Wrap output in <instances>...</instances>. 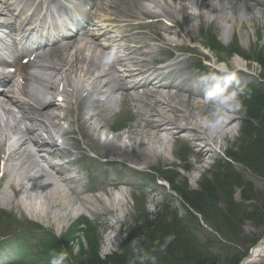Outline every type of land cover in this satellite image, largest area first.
Returning <instances> with one entry per match:
<instances>
[{
    "label": "rangeland",
    "instance_id": "rangeland-1",
    "mask_svg": "<svg viewBox=\"0 0 264 264\" xmlns=\"http://www.w3.org/2000/svg\"><path fill=\"white\" fill-rule=\"evenodd\" d=\"M170 1L173 0H169V2ZM190 1V9L196 7L192 0ZM129 2L126 0L128 5ZM120 4L122 3L120 2ZM211 5L215 4L208 5L205 3L202 5L206 7V9H204L205 12L206 10L210 11ZM157 7L155 2H151L148 8L154 10ZM130 8L132 9L131 3ZM185 8L186 5L184 4L180 6V9L183 10L184 13ZM261 9L262 11L256 13L255 10L257 9L248 7L246 11H241L245 17H240L239 10L229 11L227 16L224 15L226 11L222 10L220 12V17H215L216 13L214 11H211L210 14L206 13L196 16L189 14L187 18H183L181 15L177 14L174 18L182 29V36L178 35L177 27L167 28L164 27L166 26L164 24L162 28H158V31L164 33L168 40H181L189 47L197 45L198 51L208 55L205 56L200 52L199 54L195 51V53H192L189 49L186 50V53L183 55L187 57L185 61H189V67L192 65L191 63L196 64L193 59L198 58L197 60H201L202 56L207 57L212 64V51H208L207 48H203L200 44L205 43V33L213 32L217 34L223 46H226L229 41L230 44L232 43V45L238 49L241 57H246L247 59L246 61L243 60L248 68L247 71L251 74H246L238 70L234 73L235 81L245 82L251 80L252 82L258 79L264 81V10L263 8ZM116 14H121V12L116 9ZM224 25L229 28V32L226 33L227 35L221 33L222 29H225ZM136 36L137 40L140 38L144 40L142 35L136 34ZM86 53H88L87 56L89 59L95 57L93 53H90V50L88 52L86 51ZM158 53L160 54L159 56H163L162 51ZM78 56L83 57L82 53H78ZM223 56L226 66L230 70H235L236 67L232 63V59L236 56L233 57L231 54L227 55L225 52ZM180 69H182L181 66ZM210 69L213 68L210 67ZM184 73L193 72L187 70L186 72L184 71ZM191 78H194V76H191ZM217 78L219 77L217 76ZM202 81V85L199 87L202 90L203 96H198V94L188 91L178 90L175 92L169 90V94L171 95L163 98V100L174 105L173 108L171 106L169 107L170 110L179 111V115L177 116L178 120L195 123L198 132L195 133L194 137L191 136L193 134L191 131L183 133L182 136L180 134V140L170 142V144H167L168 148H165L163 147L165 144L164 140L156 134H151L147 127L144 128L143 126H139L138 128H134L132 126V129L128 127V130L126 128L124 132L110 133L109 138H113L112 142L125 149L124 156L114 157L112 160H121V162L124 161L125 164L118 162H113L112 164H106L104 162V164H102L100 162L97 164L95 159L92 160L89 164V166L92 167L91 173L97 174L95 175L96 181L92 183L91 187L96 189L102 181L106 180L115 183V185L109 184L105 187L102 185L103 188H97L101 190L76 198L64 194L60 199H62L61 201H63V203L65 202L70 206L69 213L55 206L57 204L53 205V192L51 191L42 190L40 188L37 190L32 188V190L30 188L21 192L16 198L9 188H4V186L0 187V202H2L0 203V207L4 208L3 210L7 212L11 211L9 214L13 216L8 218V215H5V213L0 214V237L7 236L9 233H12V230L16 229H18L16 233L23 235L21 232L25 231L19 228H23L24 224L30 221L22 220L27 219L26 217L28 216L41 219L45 223L44 229H50L58 235H64L66 232L68 233L71 223L81 216H86L91 219V222H83L84 224L80 225H85L86 227H82H84V229L86 228V230H84V233L81 232L77 234L78 237L73 240L71 250L75 260L79 264H89V261L92 259L99 258L102 260L105 256L113 253H122L126 246L127 237H134L133 234L140 235L139 237L141 238L144 237V233H139L138 229L143 227V230H145V232L147 231L146 233L148 234V232L152 230V224L159 223L160 220H157L158 217L164 216L162 217V222L170 221L174 213H176L178 217H184L186 215V204L177 192L172 189L171 184L162 180L161 174H163L164 171L173 170L174 173L171 171L172 173L170 174L175 176L173 182L175 186H182L183 183L186 182L189 189L197 190L204 180L212 181L216 174L220 171L223 172L221 169L223 164L228 160L230 161V159H226V157H228V155H239L242 148L240 147L242 141L249 140L248 135L242 133L244 117L241 111L245 107L244 102H250L253 100L252 97H255L252 96L251 91L243 95V97L241 96L240 99L230 96L228 88L224 90H222L223 88L221 89V80L217 82L218 85L217 83H215V85L211 84L212 81H215L213 72L209 73L207 78L202 79ZM210 85L212 86L210 87ZM213 91L214 94H211ZM244 91L245 90H243V92ZM230 93L234 95L233 90H231ZM154 106L157 107L155 104ZM221 108H223V110ZM138 109L143 111L145 115L152 113V107L149 108L146 104L138 105ZM260 111L264 112V105L261 107ZM175 113L176 111L171 112V115ZM219 115H226L231 118L230 123H228V119L224 120V122H219ZM218 132L224 134L221 136V134L218 135ZM189 136L194 139L197 137L200 139L189 141L186 139ZM199 149H202L206 153L203 158H200L196 154V151H199ZM132 157H136L140 160L136 163H131L133 160L131 159ZM16 162L17 160L14 158L12 164L17 167H15L17 170L25 166L24 163L20 164L21 162ZM149 162L150 164L146 165ZM230 164L231 171L227 172V174L230 177L232 176V179H229V181L238 178L237 180L244 182L246 185L245 188H247L248 185L252 187L251 193L249 192L250 199L243 201L240 197V189L238 187L234 188L232 201L237 207H234L233 210V233L232 231H227L231 238L226 240L222 239V237L205 224L202 219L198 218L197 222L192 219L188 222L189 226L193 225L195 228L192 232L195 234L196 238L200 239L203 244L204 242L208 243L215 252L217 257L214 264H232L247 252V248L253 243L252 238L264 237V224L262 226L256 225L254 220L243 221L244 223L241 224L244 232L243 235L239 230V224L236 223V221H238L237 218L241 217L243 214L252 213L251 210L254 208L250 206L252 202L263 201L261 203L264 204V177L253 173L241 163L231 161ZM137 168L143 169V171H138L136 170ZM50 174L49 172V175ZM40 175L41 172L38 171L36 176L39 177ZM157 178L164 182V185H159L156 180ZM43 182L45 183V181ZM129 182L131 183L128 185ZM65 188H68V186L65 185ZM115 190H118V194H116ZM9 200H13V203L10 204L11 202ZM236 201H242L241 203L243 204L239 206ZM19 202H21L23 206L26 203L32 204L30 205L32 208L20 209V207L16 205L19 204ZM4 203H6V205ZM219 204L221 208L226 206L224 200H220ZM39 208H43L48 216H40L39 214L43 215L44 213L38 214V211H40ZM37 209L39 210L37 211ZM221 213L223 215H230L229 212ZM71 235L72 234L68 235V237ZM186 235L188 238L192 237L190 233ZM37 241L38 239H33L32 245L34 246ZM5 250L6 249H4V252ZM1 254H3V252H1ZM163 255L164 252L163 250H159L158 244L148 246V250L143 254L145 262H143V264H178L172 261L173 257L171 255L166 258H163ZM182 262H180V264H192L184 261Z\"/></svg>",
    "mask_w": 264,
    "mask_h": 264
},
{
    "label": "bare ground",
    "instance_id": "bare-ground-1",
    "mask_svg": "<svg viewBox=\"0 0 264 264\" xmlns=\"http://www.w3.org/2000/svg\"><path fill=\"white\" fill-rule=\"evenodd\" d=\"M132 1L133 4L135 5V6L132 5L133 9L146 10L145 6H138L136 5L135 0ZM152 1L159 2V0H149L148 2H152ZM162 1L165 2L166 0H162ZM192 2L194 3V0H192ZM113 3L114 1H111V4ZM190 4L191 1L189 0V8L188 5L186 4L187 11L190 9ZM194 5L197 7L196 3H194ZM180 6H182V4ZM196 7H192L191 10H194ZM129 13L130 15L128 17L136 18L137 14L135 11L130 10ZM187 15L188 14L185 13L183 15V18H187ZM119 17L120 18L122 17V19L113 17L114 21H116L115 30L121 38L126 40L127 34L126 36L123 35L125 31L135 30L139 27V25H135L131 23L127 24V20L125 18L126 16L124 15H120ZM226 29L227 30H225V34L229 32V28ZM156 33L159 38L164 40L165 44L174 45V46L178 44L173 39L168 40V38L162 32L158 31V29L156 30ZM63 49L64 50L70 49V50H66V52L64 53H59V55L56 54L52 60L50 61L47 60L45 66L41 67L39 71H36L34 73L33 79L36 85L30 88V92L28 94L29 98L37 105V108H34V110L36 111L37 116H39V125L45 132H49L51 129L58 134L64 133L63 129L59 125V119H60L59 110L63 109V105L62 103H60L59 105L55 104L54 92L58 90V84L62 80H65L67 86H70L71 82L69 81V78H71V75L73 73H75L78 77L79 86L77 87L75 93L73 94L71 100L69 101L73 103V105L75 106L77 122L79 124L78 129L81 133L82 141L84 145L83 147H81V144H78V146L81 147L85 151V153L86 151L93 152L95 154L94 159L96 160L97 163L104 162L106 164H111L113 162L112 158L121 157L124 156L125 154V149L122 146L120 145L118 146V144H114V142H112L113 138L105 139L104 141H102L95 135L96 130L100 126L99 124L100 121L106 120L110 118L113 114H115L116 108H118L122 103L124 104L123 107L126 111L127 109H131L132 107H136L137 103H145L148 105L149 108L152 107V113H149L147 115H144L143 113L135 110L134 114L132 115L134 122L129 123L128 127L131 129L132 126L134 128H138L139 126H143L144 128L147 127L148 131L151 134H156L160 136L162 140H164L165 144L163 147L165 148H168L167 144H170V142L180 140L181 139L180 134L182 136L183 133L191 131L193 133L191 136L194 137L195 133L198 132V128L195 127V123L178 120L177 116L179 115L178 114L179 111L173 109L170 110L169 107L171 106L173 108L174 105H171L167 101L163 100V98H165L166 96L171 95L169 94V90L181 89V87L177 86L176 83H174V80H171L168 83H162L161 79L155 78L152 80L148 78L147 81L149 83H147L146 84L147 86L146 85L145 86L148 88V86L151 85L152 89L150 91L145 92V95L148 97V101H147L145 99L146 96H144V98L142 97L138 98L135 88L133 89L134 95H132V92L128 93L127 91L124 92L121 91L120 90L121 87L119 85L118 88H116V85L114 84L115 77L110 76L109 73L113 71L114 66L108 64L106 61L103 60V58L99 59L102 55L101 52L90 50V53L91 54L93 53L95 57L93 59H89L87 56L88 53H86V51L87 52L89 51L87 45L77 44L75 46H72V43H69L65 45ZM78 53H82L83 57L78 56ZM138 57L139 56L133 57V61H136ZM143 63L144 61L141 60V64ZM232 63L234 64V66L238 68L246 69V64L244 60L241 59L238 55L232 59ZM220 67L222 69L228 70V67L226 66L225 63L220 64ZM128 71L131 72V70ZM133 74L134 73H131L130 75L132 76ZM116 79L118 81H123V79L118 75H116ZM114 90L117 91L118 96L114 95L113 93V95H111V97H109L108 99L105 98L102 101H99L101 97L105 96L111 91L115 92ZM69 101L68 99L65 98L63 100V102L65 103H69ZM85 101L92 103L93 109L89 113L83 110ZM154 104L157 105V107H155ZM221 109L223 110V108ZM175 111L176 113L171 115V112H175ZM227 116L221 115L219 117V122L221 121L224 122V120L228 119L229 120L228 123H230L231 118ZM29 122H30L29 123L30 127L27 130V136L23 138L21 141H19L17 144L11 143L6 147L4 146L3 142L0 140V154L5 153L7 148H8L7 150H10L8 151L10 153L3 155L4 181L0 184V187L4 186V188L11 189L14 196H16L17 193L19 195V192H21L23 183L20 176L22 175V173L18 172L20 175L19 176L20 179L14 178L17 176L16 175L17 167L12 164V162H14V158L15 160H17L16 163H20V162H21L20 164L24 163L26 167L25 169L26 171L34 168L35 166H39L40 170L44 174L45 181L47 180L45 182L46 185L44 189L53 192L52 194L53 205L57 204L55 206H58L62 211L69 213L70 206H68L65 202L63 203V201H61L62 199L60 198L64 196V194L70 195L75 198L78 196H82L81 194L82 188H80L81 183L78 182L73 186H69L67 192H64L65 190L61 188V185H66L72 182V177L77 178L78 174H74V176L69 174L70 173L69 162H63L60 163V165H57L54 162L53 163L51 162L53 159L56 158L55 155L51 154L50 156L51 161H49L44 159L36 151L35 146H40V145L45 146L46 144L47 145L50 144L48 142H46V144L44 145L39 144V142L37 141L38 134L36 133L37 125L34 124L32 120H29ZM220 134L221 133H219L218 135ZM192 137L189 136L188 138L186 137L183 138L192 141L194 139ZM196 139H200V138L197 137L194 140ZM196 154L200 158H203L206 153L202 149H199V151H196ZM131 159L134 160V161L132 160L131 163H136L138 160H140L136 157H132ZM40 162L44 164H40ZM121 164H125V162L123 161ZM148 164H150V162L147 163L146 165ZM49 172L51 173L50 175ZM130 183L131 182H129L128 185ZM109 184L112 185V183L109 180L102 181L97 186V188L98 187L103 188ZM97 190H101V189H97ZM7 201H8V197H7ZM9 201L11 202L10 204L13 203V200H9ZM4 204L6 205V203ZM19 207L26 208L25 204L23 206L21 202H19ZM39 209H37V211ZM39 213H44V214L41 215ZM46 213L47 212H45L43 208L40 209V211H38V214L43 217L48 216V214ZM263 258H264V240H262L260 243H258L255 246V248L252 251V254L250 255L249 259H247V262L245 264H258Z\"/></svg>",
    "mask_w": 264,
    "mask_h": 264
},
{
    "label": "trees",
    "instance_id": "trees-1",
    "mask_svg": "<svg viewBox=\"0 0 264 264\" xmlns=\"http://www.w3.org/2000/svg\"><path fill=\"white\" fill-rule=\"evenodd\" d=\"M251 92L255 97H252L253 100L250 102L245 101V107L241 111L244 117L242 133L248 135L249 140L242 141L239 155H228V159L241 163L253 173L264 177V112L260 111L264 105V83L255 85ZM221 169L223 172L219 170L220 172L212 181L204 180L197 190L189 189L186 182L182 186H175L174 180H171L173 190L186 204V215L178 217L174 213L170 221L164 222H162L164 216L158 217L159 223L152 224V230L148 234L143 230V227L138 229L139 233H144H142L144 237L141 238L136 234H133L134 237H127L122 253H113L105 256L102 260L95 258L90 260L89 264H143V254L148 250V246L156 244L159 245V250H163V258L171 255L172 261L175 263L180 264L184 261L192 264H214L217 257L215 252L208 243L204 242L203 244L200 239L196 238L192 232L195 228L193 225H188L192 219L198 221L193 211L200 214L203 220L223 238L229 239L231 237L227 231L233 233V210L234 207H237L232 201L233 187L235 185L243 186L242 196L245 199H250L249 192L251 193L252 189L249 185V189L248 186L245 188L244 182L237 180L238 178L229 181L232 179V176L227 174L231 171L229 160L223 164ZM220 200H224L226 203V211L220 207ZM221 212H229L230 215H223ZM252 214L254 213L245 216ZM239 221L236 223L239 224ZM187 233H190L192 237L188 238ZM235 261L232 264H235Z\"/></svg>",
    "mask_w": 264,
    "mask_h": 264
},
{
    "label": "clouds",
    "instance_id": "clouds-1",
    "mask_svg": "<svg viewBox=\"0 0 264 264\" xmlns=\"http://www.w3.org/2000/svg\"><path fill=\"white\" fill-rule=\"evenodd\" d=\"M115 59H116V55H115V51H113V53H111L109 55V57L107 58V62L108 63H111ZM66 258H67V254L62 252V253H60L58 255V257H56L55 259H53L52 264H62L63 260H65Z\"/></svg>",
    "mask_w": 264,
    "mask_h": 264
}]
</instances>
